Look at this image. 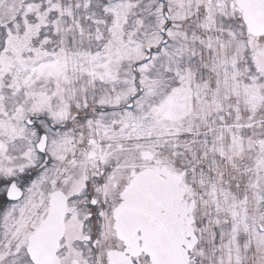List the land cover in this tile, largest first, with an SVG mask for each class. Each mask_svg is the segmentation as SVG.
Returning <instances> with one entry per match:
<instances>
[{"label": "snow or ice", "instance_id": "snow-or-ice-1", "mask_svg": "<svg viewBox=\"0 0 264 264\" xmlns=\"http://www.w3.org/2000/svg\"><path fill=\"white\" fill-rule=\"evenodd\" d=\"M0 264H264V0H0Z\"/></svg>", "mask_w": 264, "mask_h": 264}]
</instances>
